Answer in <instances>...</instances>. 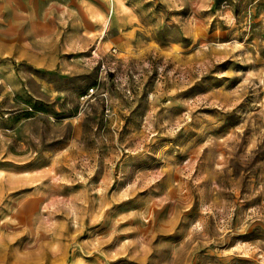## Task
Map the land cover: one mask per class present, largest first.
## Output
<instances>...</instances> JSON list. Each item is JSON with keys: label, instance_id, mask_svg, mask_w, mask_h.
<instances>
[{"label": "rangeland", "instance_id": "obj_1", "mask_svg": "<svg viewBox=\"0 0 264 264\" xmlns=\"http://www.w3.org/2000/svg\"><path fill=\"white\" fill-rule=\"evenodd\" d=\"M0 264H264V0H0Z\"/></svg>", "mask_w": 264, "mask_h": 264}]
</instances>
